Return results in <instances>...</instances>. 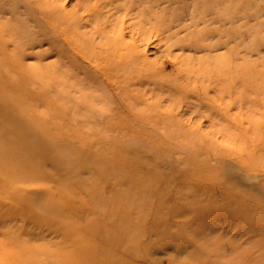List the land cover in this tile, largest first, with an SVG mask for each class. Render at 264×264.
Here are the masks:
<instances>
[{
	"label": "rangeland",
	"instance_id": "rangeland-1",
	"mask_svg": "<svg viewBox=\"0 0 264 264\" xmlns=\"http://www.w3.org/2000/svg\"><path fill=\"white\" fill-rule=\"evenodd\" d=\"M0 264H264V0H0Z\"/></svg>",
	"mask_w": 264,
	"mask_h": 264
},
{
	"label": "bare ground",
	"instance_id": "bare-ground-1",
	"mask_svg": "<svg viewBox=\"0 0 264 264\" xmlns=\"http://www.w3.org/2000/svg\"><path fill=\"white\" fill-rule=\"evenodd\" d=\"M10 174L9 175H7L8 176V178H10V180H12V181H15V182H18V183H23V182H27V183H29V182H33V181H30V180H24V179H20V176L19 175H17V173H13V172H9ZM24 184V183H23ZM25 187H30V185H26ZM148 244V243H147ZM156 244V243H155ZM158 244V243H157ZM153 245V244H152ZM127 246V245H126ZM124 247V246H123ZM129 247V246H128ZM30 249H32V248H30ZM32 250H34V249H32ZM34 251H38V250H34ZM60 251V250H59ZM60 254H62V250H61V253ZM111 262V261H110Z\"/></svg>",
	"mask_w": 264,
	"mask_h": 264
}]
</instances>
